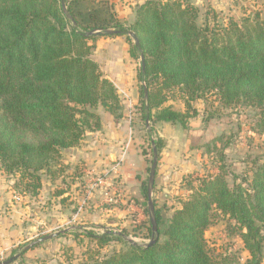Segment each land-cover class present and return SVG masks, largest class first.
<instances>
[{
  "label": "trees",
  "instance_id": "trees-1",
  "mask_svg": "<svg viewBox=\"0 0 264 264\" xmlns=\"http://www.w3.org/2000/svg\"><path fill=\"white\" fill-rule=\"evenodd\" d=\"M199 20L196 6L178 0H146L136 8L130 27L119 22L103 0H0L2 168L19 175L34 196L44 174L62 177L52 170L54 165L65 166L59 161L62 150L77 147L87 132L101 130L98 107L122 117L116 87L91 58L90 42L99 35L89 33L102 29L126 36L132 58L144 57L138 78L146 85L148 100L140 85L138 111L145 126L168 122L187 129V120L198 116L191 103L214 96V103L226 109H258L253 130L264 137V10L241 20L232 18L226 25H212L209 14L203 25ZM174 90L183 94L186 113L166 106ZM148 131L151 134L152 127ZM215 141L207 145L210 155L221 153ZM152 143L158 152L164 147L161 139L150 138L153 149ZM220 157L217 171L190 179L186 187L191 194L167 223L155 205L159 239L153 246L128 242L112 232L87 233L100 248L118 241L128 249L103 257L95 254L82 264H217L205 237L216 211L235 223L251 264H261L264 161L254 165L249 181L231 187L223 154ZM143 190L147 201L146 183ZM148 231L152 237L151 226Z\"/></svg>",
  "mask_w": 264,
  "mask_h": 264
},
{
  "label": "rangeland",
  "instance_id": "rangeland-1",
  "mask_svg": "<svg viewBox=\"0 0 264 264\" xmlns=\"http://www.w3.org/2000/svg\"><path fill=\"white\" fill-rule=\"evenodd\" d=\"M178 1L184 5L196 6L200 10L199 21L202 25L207 14L212 25H226L232 18L241 20L264 10V0ZM100 37L102 35H99L94 42H90L94 45L91 56L94 61L96 60L93 55L98 49ZM126 45L130 53L127 40ZM134 63L139 74L141 60L134 58ZM169 95L170 99L166 106L177 112L186 113L183 94L174 90ZM214 101L215 97L212 96L206 101L191 103L192 109H196L198 116L187 120V129L178 123H171L161 128L159 122H156L150 123L153 129L150 134L147 131V124L145 127L141 123L145 140L142 151L148 158V173L143 182L147 187L153 162L150 138L161 139L164 147L167 142L169 144L167 148L170 146L169 152L172 157L169 159L173 162L169 167L172 176L170 175L167 180L169 189L166 191L168 198L165 212L159 206L164 192L156 187L153 192L154 203L165 217L164 223L168 222L173 212L181 208V202L191 194L186 187L190 179L217 171L221 154L224 157L222 164L226 165L227 180L231 187L236 183L249 181L253 175L254 165L264 161V137L253 130L259 119V110L247 107L226 109ZM139 107L130 109L132 117H135L134 114H139V111L134 110ZM212 114L215 118L204 124V119H208ZM132 123L135 124V121L132 120ZM180 131L182 136L178 133ZM160 132L162 136L159 135ZM192 137L201 138L199 146H194L188 141ZM166 138L169 141H166ZM214 141L221 153L210 155L207 153V145ZM160 160L163 161V158H158V165ZM59 161L65 166H73L65 162L62 153ZM65 166L52 167L53 172L60 171L62 177L52 179L44 174L42 188L33 196L22 183L19 175L6 173L0 164V178L4 185L8 183L12 202L17 209V211L15 209L14 240L7 245L0 244L1 264L9 261L10 264H82L95 254L103 257L128 249V245L118 241H112L104 248H100L97 242L93 244L90 241L87 233L102 235L105 232H112L123 235L131 243L147 245L150 242L152 237L148 229L151 223L148 203L144 197L142 201L137 200L140 202L137 203L134 196L122 185L116 173L93 171L86 163H79L77 170L67 169ZM102 179L109 181L99 182ZM51 235L56 236L30 250H25L31 243ZM205 237L210 254L217 264H251L252 256L244 247L235 223L218 211L213 213L212 224L206 231ZM261 264H264V249Z\"/></svg>",
  "mask_w": 264,
  "mask_h": 264
},
{
  "label": "crops",
  "instance_id": "crops-1",
  "mask_svg": "<svg viewBox=\"0 0 264 264\" xmlns=\"http://www.w3.org/2000/svg\"><path fill=\"white\" fill-rule=\"evenodd\" d=\"M103 1L108 2L119 22L130 27L135 20L136 8L146 0ZM88 6L97 8L90 3ZM93 58L99 64L104 77L110 80L117 89L123 106L122 117H116L102 106L98 107L96 113L101 118V130L88 132L79 146L63 150L61 153L65 162L73 166L86 163L93 171L116 173L122 185L134 196V199L142 201L143 182L148 173V158L142 151L145 140L138 118L140 115L134 114L135 117H132L130 112L132 107L140 106L141 82L138 78L137 65L127 49L126 38L120 35L100 37L98 49ZM134 110L138 111V109ZM158 124L164 128L171 123L159 122ZM178 133L182 136V131ZM159 135L163 134L160 132ZM165 140L169 141L167 138ZM188 141H191L194 146H199L201 138L192 137ZM167 145H169L168 142ZM167 145L160 151L159 158H163V161L159 162L155 181L156 189L160 188L164 192L159 201L163 212L167 208L166 191L169 189L167 180L172 176L169 164L173 162L169 159L172 155L169 152L170 146L167 148ZM11 198L12 193L8 183L4 185L0 178V244L2 245L11 243L16 235V207Z\"/></svg>",
  "mask_w": 264,
  "mask_h": 264
},
{
  "label": "water",
  "instance_id": "water-1",
  "mask_svg": "<svg viewBox=\"0 0 264 264\" xmlns=\"http://www.w3.org/2000/svg\"><path fill=\"white\" fill-rule=\"evenodd\" d=\"M63 7H64V11H65L67 17L70 19V21H72L74 23L72 17L70 16V14L67 11V8L65 7V5H63ZM74 25L76 26V23H74ZM89 35L114 36V35H119V32L114 30V29H107V30L93 31V32L89 33ZM129 35L132 37L135 44L139 43L138 38L136 37V35L133 32H129ZM141 62H142V67H144L145 66V60H144L143 56L141 58ZM143 87H144V99L147 103L148 90H147L145 84H143ZM150 126H151L150 122H147V127L149 128ZM152 145H153V162H152V167L150 170V176H149L148 187H147V203H148L149 219H150L151 228H152V238H151L150 242L146 245L147 248L153 246L159 239V229H158V223H157V218H156L155 203H154V199H153V192H154L155 181H156V176H157L159 152H158L156 146L154 145V143H152ZM55 236L56 235H51V236H46L42 239H39L38 241L28 245L25 248V250H30V249L34 248L35 246L41 244L42 242H45V241H48V240L54 238ZM10 263H11V261L5 262L2 264H10Z\"/></svg>",
  "mask_w": 264,
  "mask_h": 264
},
{
  "label": "built area",
  "instance_id": "built-area-1",
  "mask_svg": "<svg viewBox=\"0 0 264 264\" xmlns=\"http://www.w3.org/2000/svg\"><path fill=\"white\" fill-rule=\"evenodd\" d=\"M90 174H91V173H90ZM105 181H106V180H103V179H102V180H99V182H101V183H105ZM107 181H109V179H107ZM107 181H106V182H107Z\"/></svg>",
  "mask_w": 264,
  "mask_h": 264
}]
</instances>
